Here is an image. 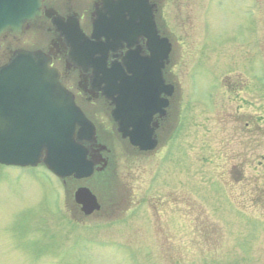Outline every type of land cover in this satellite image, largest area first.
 <instances>
[{
	"label": "rangeland",
	"instance_id": "rangeland-1",
	"mask_svg": "<svg viewBox=\"0 0 264 264\" xmlns=\"http://www.w3.org/2000/svg\"><path fill=\"white\" fill-rule=\"evenodd\" d=\"M197 1H162L174 41V128L154 153L117 150L112 184L125 181L137 202L75 226L57 213L47 168L0 165V264H264V194L260 204L256 190L264 183V0L255 44L242 41L257 27L251 0L238 19L241 0L213 4L217 28L207 36ZM236 163L243 170H232Z\"/></svg>",
	"mask_w": 264,
	"mask_h": 264
},
{
	"label": "water",
	"instance_id": "water-1",
	"mask_svg": "<svg viewBox=\"0 0 264 264\" xmlns=\"http://www.w3.org/2000/svg\"><path fill=\"white\" fill-rule=\"evenodd\" d=\"M42 5H43V0H0V9L1 8L4 9V13L3 14L0 13V31H1L0 38L5 32H8L10 29L17 28L15 26L13 28V26L10 24L13 22H8L6 18L12 17V18H19V20H22L21 29L20 30L14 29V32L20 33L27 26L26 24L27 21L41 14ZM4 14L6 15V18L3 16ZM165 51H166V48L163 50V52ZM157 55H158V50L156 49L155 51H153V59H155L156 63L155 62L150 63L152 75H155V77L159 75V72L156 71V67L158 66L160 68L161 66V64L158 63ZM22 57H24V55H22ZM38 57L40 56L37 54L36 58ZM162 63H164V61ZM17 67L18 65L16 64V62L12 63L11 65H9L7 70L4 71L5 74L3 72L4 70L3 68H6V66L0 68V161L7 162V163L20 164V165H27V164H30V162H33L32 164H37L40 161L39 158H37L36 160L32 159L31 161H28L27 158L29 157L25 155V153L28 152L30 149L33 150L32 147L35 145L36 142H27V149L23 150L24 151L23 153L20 151L16 152V150L19 147L17 143L22 141V135L21 133L8 134V131L6 128L7 125L11 121V117H10V114L5 113V110H4L5 101L7 100L9 101L10 97H12L13 94L18 93V92L20 93V98H21L23 93L26 91L23 85H21V82L23 81V79H25V77H21L20 72H18L19 67L18 68ZM20 79L22 80L19 81ZM36 81H37L36 79H32L31 85L37 86ZM55 83H56V87H58L57 89L60 90V85L57 82ZM11 104H16V102L12 101ZM11 109L12 110L14 109L13 106ZM34 110L35 109L33 108L28 109V110H25V108L23 109L21 121L23 123H26L31 128L30 130L27 128H24V132L26 133L25 139L27 141L36 140L39 135L38 133H36V131L38 128H40L39 132H41L40 134L42 138L45 137L47 140L50 139L47 142V144L52 143L51 135L48 133L49 125H50L48 122L51 118V115L41 114V112L38 113L39 121L37 120V125H32L30 124V118L33 117V115H31L30 113ZM78 124L82 125V127H84L86 130H89L88 132L90 133V135L93 134V128L90 126L88 122H86L85 120H81L78 122ZM67 128L68 126L64 128L62 133H66L68 131ZM151 131L153 132L154 129L152 128V130L147 131V135H148L147 142H135V143L137 144L140 143L142 145L141 147L145 149L154 147L157 142L152 136L149 135ZM140 133H143V132H140ZM128 134H131L132 136L134 135L133 132H128ZM87 136L88 135H84L83 137H87ZM137 137L138 136H136V138ZM61 139L63 140L65 139V137L63 136ZM7 140L10 142H5ZM14 141H17V142H14ZM66 146L67 145H64V147ZM41 147L34 149V156H36L39 153V151L41 153V150L43 148ZM45 148H46V144H45ZM51 157H53L51 158V160L55 164L56 168L61 167L60 164H62L65 168L68 169L67 172H61L60 170H58L59 174L60 172L63 173L61 175H69L71 173H76L77 176L81 177V176L90 175L94 170V166H93L94 162H91V161L89 163L85 162V164H81L80 166H74L78 164L79 160L74 161L73 159H71V163L69 161L64 162L65 160L68 159L69 156L66 157L60 154L56 147H54ZM62 160L64 161L61 162ZM46 161H47V157H46ZM76 199L79 203L83 204V210L86 213H90L94 208L98 207L96 203V197L87 189H80L76 193Z\"/></svg>",
	"mask_w": 264,
	"mask_h": 264
},
{
	"label": "flooded vegetation",
	"instance_id": "flooded-vegetation-1",
	"mask_svg": "<svg viewBox=\"0 0 264 264\" xmlns=\"http://www.w3.org/2000/svg\"><path fill=\"white\" fill-rule=\"evenodd\" d=\"M85 30L87 31L88 28L85 27ZM55 35L57 36L58 33L55 32ZM141 45H145L144 39L140 40ZM125 50V48L123 50H120V52L118 53L119 56L122 55V52ZM59 51H54L53 56L55 58H57L59 56L58 54ZM68 64L71 67V70L69 71V73L66 74V77L69 78L71 77L73 74V70H74V74H75V70H76V66H78L73 60L69 59L68 60ZM85 69L81 68L80 73H83L84 76H88V81L90 82V75L92 74V72H84ZM88 89V87H87ZM87 94V93H86ZM84 95L82 93V95H80L78 93V91H76V97H77V101L80 102L86 111L91 112V115H93L95 118H99V122L103 121L106 119V107L105 105H103L101 103V99H100V94L99 93H93V95Z\"/></svg>",
	"mask_w": 264,
	"mask_h": 264
}]
</instances>
